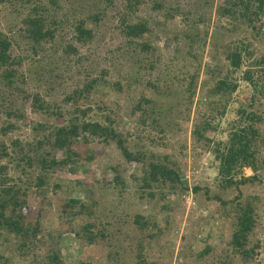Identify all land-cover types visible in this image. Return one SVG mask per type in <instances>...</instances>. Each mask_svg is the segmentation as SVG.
<instances>
[{
  "label": "rangeland",
  "instance_id": "1",
  "mask_svg": "<svg viewBox=\"0 0 264 264\" xmlns=\"http://www.w3.org/2000/svg\"><path fill=\"white\" fill-rule=\"evenodd\" d=\"M237 1L0 0L18 73L11 87L0 77V101L18 115L0 106V128L13 124L0 129L11 151L1 163L38 225L37 236L2 231L0 264L55 254L62 264H264V6L240 15ZM35 8L54 37L32 45L23 21ZM138 22L148 30L131 36ZM237 48L239 67L228 57ZM77 115L114 128L140 160H127L113 138L80 136L77 172L30 166L23 155L33 158L39 139ZM244 129L256 131L249 162L226 173L223 154ZM151 161L179 181L150 182ZM245 211L254 223L238 246Z\"/></svg>",
  "mask_w": 264,
  "mask_h": 264
},
{
  "label": "trees",
  "instance_id": "2",
  "mask_svg": "<svg viewBox=\"0 0 264 264\" xmlns=\"http://www.w3.org/2000/svg\"><path fill=\"white\" fill-rule=\"evenodd\" d=\"M158 6V4L156 5ZM235 6H240L241 11L238 14L244 15L248 13L254 14L257 6H264V0H257V5H254L252 12L250 11L251 0H238ZM261 8V7H260ZM226 11H229L227 8ZM240 10V9H238ZM254 10V11H253ZM234 13L237 11L233 10ZM24 31L26 32V37L31 41L32 45L41 43L43 40L52 39L54 37V31L50 26L45 24L43 15L39 13L37 8L24 19L23 21ZM148 25L145 22H138L135 24H129L128 30L131 36H141L148 30ZM77 29L80 33L85 34V29L79 25ZM11 46V40L4 34L0 33V77L6 81L8 87H11L17 78V71L12 67L16 63V58L12 59L9 52ZM37 47L34 48V50ZM230 62L233 66L239 67L242 64V52L240 50L234 51L228 54ZM250 78V77H248ZM225 84V82H224ZM6 91L1 93L0 96L5 95ZM3 94V95H2ZM6 98V96H4ZM0 106H5V112L8 116H18L17 108L11 106V102L0 101ZM209 124V123H208ZM13 124L8 122L7 125L2 126L1 134L4 135L7 129L11 128ZM201 124L196 126V134L199 137L205 136V132L201 131ZM244 133L234 132L231 137V145L227 149L226 153L223 154V171L230 173L235 166H243L249 162V146L251 143L250 133H255L252 130H243ZM80 136L85 139L88 136L103 137L106 140L108 138H113L118 147L121 149L124 157L130 161H139L140 157L138 154L130 151L126 146L123 145V140L121 136L116 132L114 128H106L100 123L86 120L84 117H79L78 115L72 117L67 124L60 125L57 124L53 127L49 134L45 135L42 139H39L36 144V148H32L34 152V159L28 153L23 156L26 157V161L30 166L34 165V161L37 166L40 167L42 173H47L56 168H64L69 166L73 172H77L82 165L77 164V161L73 159L75 155L81 153L79 147H74V145L79 142ZM18 140L14 141L15 149H19L20 152H24V149L18 146ZM238 144V146H237ZM43 145H47L49 149H41ZM9 146L7 143L0 139V236L3 230L15 233L16 236L29 237L30 232L34 236H37L38 225L31 226L28 219L29 206L27 199L20 194L21 186L15 184H9L5 175V165L1 163V159L5 156H10L11 151H9ZM53 150H61L66 154L62 157H58L52 154ZM24 160V158H21ZM73 163V166H72ZM148 175L150 182L152 181H169L170 183H176L180 179L179 173L172 167L162 164L160 162L151 161L148 163ZM4 174V175H3ZM2 175V176H1ZM117 181L121 180V175L117 174L115 177ZM80 183L81 181H77ZM149 182V181H148ZM146 183L150 185V183ZM44 181L42 177H39L38 185L43 184ZM200 187L196 186L195 190H199ZM79 202L84 204L83 201H77V199H72V203L75 204ZM71 205V204H70ZM9 211V212H8ZM8 212V213H7ZM253 220L248 215V211L244 212V215L240 220V228L234 233V242L238 246H243L242 243L246 240V233L252 228ZM59 254H55L50 257L48 263L44 264H62L60 261Z\"/></svg>",
  "mask_w": 264,
  "mask_h": 264
}]
</instances>
